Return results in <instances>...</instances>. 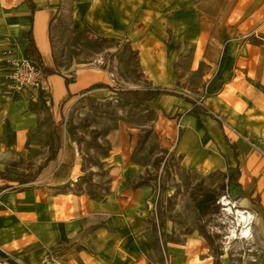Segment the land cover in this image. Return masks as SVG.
<instances>
[{"label": "crops", "instance_id": "1", "mask_svg": "<svg viewBox=\"0 0 264 264\" xmlns=\"http://www.w3.org/2000/svg\"><path fill=\"white\" fill-rule=\"evenodd\" d=\"M62 2L0 0V264H211L203 238L184 245L166 240L163 257L148 187H115L112 180L100 200L83 193L53 194L73 181L79 167L74 143L59 133L67 112L90 92H118L93 69L59 73L51 31ZM115 3L127 23L142 19L145 26L134 27L133 34L152 28L153 44L142 47L159 50L160 65L185 59L194 75L203 66L199 76L205 83L199 105L198 94L160 88L119 93L161 92L150 104L177 130L175 151L184 167L204 176L223 174V200L234 213L249 214L252 236L264 240V0H80L73 10L76 30H129L113 26ZM30 39L33 61L55 71L45 73L39 94L11 91L5 79L4 53L13 49L27 58ZM97 85L104 86L91 90ZM44 131L53 132L51 153L39 172L17 176L19 163L33 160L44 145ZM114 148L111 176L137 177L138 171L126 168L124 147ZM236 168L233 182L229 175ZM20 178L35 181L22 184Z\"/></svg>", "mask_w": 264, "mask_h": 264}, {"label": "rangeland", "instance_id": "2", "mask_svg": "<svg viewBox=\"0 0 264 264\" xmlns=\"http://www.w3.org/2000/svg\"><path fill=\"white\" fill-rule=\"evenodd\" d=\"M78 1L63 0L52 26L51 42L60 65L58 71L63 75H75L82 68L93 69L103 74L109 87L118 92H90L67 112L59 133L63 139L67 136L74 143L79 167L73 181L53 194L83 193L100 200L109 193L112 180L116 182L115 187L119 183L130 189L148 187L151 189L152 218L157 220L162 231V240H158L157 245L163 257L166 240L184 245L187 240L203 238L211 264H264V240L258 235L243 239L238 235L235 222L237 212L226 211L223 174L216 172L204 176L186 169L175 151L177 130L160 116L153 104L140 105L119 93L129 89L160 88L192 97L198 94V98L195 97L199 105L204 101L205 83L199 76L204 67L198 68L194 75L185 59L177 60L175 66L160 65V51L142 47L153 44L152 28L146 26V33L143 30L133 34L134 27L145 26L142 19L132 18L134 23H127L117 14L116 3L113 26L124 25L129 30L120 28L122 34L78 32L73 20ZM131 11L135 12L133 8ZM41 140L45 143L37 147L34 159H23L19 163L17 176L39 172L55 146L53 132L44 131ZM114 147H124L126 168L138 171L137 177L111 176V168L115 165L112 160ZM207 194L215 196L216 202L209 203L207 212L202 214L197 203ZM232 230L237 236H230Z\"/></svg>", "mask_w": 264, "mask_h": 264}, {"label": "built area", "instance_id": "3", "mask_svg": "<svg viewBox=\"0 0 264 264\" xmlns=\"http://www.w3.org/2000/svg\"><path fill=\"white\" fill-rule=\"evenodd\" d=\"M4 55L7 58L5 79L9 90L39 94L46 81V74L32 61L19 56L13 49L7 50Z\"/></svg>", "mask_w": 264, "mask_h": 264}, {"label": "trees", "instance_id": "4", "mask_svg": "<svg viewBox=\"0 0 264 264\" xmlns=\"http://www.w3.org/2000/svg\"><path fill=\"white\" fill-rule=\"evenodd\" d=\"M35 55H36V49H35L34 44L32 43V39H30L29 48L27 50V59L32 61L38 68H40L47 75L55 74V71L48 69V68H45L39 62H34L35 60L37 61V58H35ZM103 86L104 85H97V86L93 87L91 90H97V89L102 88ZM121 94L125 95L126 97L130 98L131 100H133V101H135L141 105H148L159 94H161V92L160 91H151V90H147V91H126V92H122ZM195 107L197 108L196 105H195ZM57 137L60 138V136L58 134H57ZM53 156H54V154H53ZM231 172H234V174L231 176L229 175V180L233 181V182L237 181L238 175H239L238 169L236 168L235 170H232ZM19 180H20V183L25 184V183L34 182L35 178H27V179L20 178ZM215 202H216V197L215 196L212 197L210 194H207L205 196V199H203L202 201L197 203V208H198L200 213L205 214L207 212V209H208L207 206H209V203L214 204Z\"/></svg>", "mask_w": 264, "mask_h": 264}, {"label": "bare ground", "instance_id": "5", "mask_svg": "<svg viewBox=\"0 0 264 264\" xmlns=\"http://www.w3.org/2000/svg\"><path fill=\"white\" fill-rule=\"evenodd\" d=\"M224 206L226 207L227 212H229V213L233 212V209H232L230 203H225ZM237 214L239 215L238 224H240V223L242 224V228L240 230V236L245 240L251 239L252 233H251V227L249 225L251 222V217L249 216V214H248V216L243 215L242 213H239V212H237ZM230 236L235 237V236H237V234L234 230H232Z\"/></svg>", "mask_w": 264, "mask_h": 264}, {"label": "water", "instance_id": "6", "mask_svg": "<svg viewBox=\"0 0 264 264\" xmlns=\"http://www.w3.org/2000/svg\"><path fill=\"white\" fill-rule=\"evenodd\" d=\"M237 217H239V216H237ZM235 222H238V220H235ZM238 228H239V233H240V230H241V228H242V224H241V223L238 224ZM238 235H240V234H238Z\"/></svg>", "mask_w": 264, "mask_h": 264}]
</instances>
